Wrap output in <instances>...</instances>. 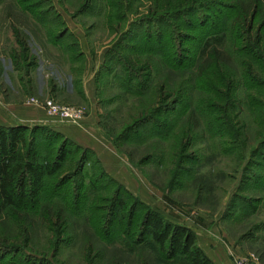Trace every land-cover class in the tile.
Instances as JSON below:
<instances>
[{
    "label": "rangeland",
    "instance_id": "rangeland-1",
    "mask_svg": "<svg viewBox=\"0 0 264 264\" xmlns=\"http://www.w3.org/2000/svg\"><path fill=\"white\" fill-rule=\"evenodd\" d=\"M115 1L89 0L87 12L78 16L86 0L29 3L39 5L35 11L73 20L87 37L88 52H100L96 73L95 67L87 74L93 85L86 96L84 59L76 55L79 41L68 31L54 47L28 16L24 0H0L2 110L10 114L7 105L24 109V79L36 76L39 89L49 83L59 92L31 99L87 109L104 144L97 155L60 134L48 135L50 142L37 157L50 161L59 146L67 154L46 180V201L21 212L20 225L18 218L0 221V242L14 252L0 264H169L144 233L146 212L194 233L199 227L208 233L213 224L223 226L233 214L237 222L254 214L264 219V72L256 73L252 59L255 44L264 45L260 16L255 11L239 15V6L244 10L249 0H180L176 13L163 0H126L131 12L120 22L114 19L116 10L106 18L105 5ZM258 1L264 11V0ZM208 36L224 42L220 64L232 76L237 104L228 111L221 107L227 90L213 80L196 82L194 76ZM72 44L74 49L67 50ZM132 77L130 88L125 80ZM138 80L143 87H135ZM239 110L241 140L219 138L223 128L217 121L210 126L211 120L235 117ZM50 120L53 124L46 126L64 125ZM109 152L111 161L102 157ZM176 263L192 264L182 256Z\"/></svg>",
    "mask_w": 264,
    "mask_h": 264
},
{
    "label": "trees",
    "instance_id": "trees-1",
    "mask_svg": "<svg viewBox=\"0 0 264 264\" xmlns=\"http://www.w3.org/2000/svg\"><path fill=\"white\" fill-rule=\"evenodd\" d=\"M88 1L89 0H86L85 4L81 6L76 15L87 12L90 7ZM29 3H32V0H24V4L27 7L26 12L30 11L32 13L28 16L41 25L47 37L49 36L47 39L49 43L57 47L68 32L60 14H50L46 10L35 11V6L39 5H31ZM163 3L165 7H167L168 4H172L174 13L178 12L180 9V0H163ZM247 5V8L244 10L242 9L243 6H239V15L245 17L243 14H249L251 11H255V13L260 16L263 31L261 41H264V11L262 9V4L258 0H249ZM105 8L107 9V19L111 16L110 12L116 10L118 15L114 16V19L120 22L125 21L126 15H129L131 12V4L126 2V0H116L115 3H107ZM105 8L103 12L106 11ZM168 11L172 13L170 9H168ZM112 17L113 16H111V18ZM147 36L150 38L149 34ZM148 37L146 42L149 41ZM68 46L67 50H72L75 47L73 44ZM223 46V39L212 38L211 36L205 39L202 49L197 56L194 76L196 82L209 84V80H213L216 81L217 87H223L227 90L226 95L221 99L224 101L221 107L223 111H228L230 106H237L235 99L236 87H234V82H232V76L227 73V69L224 68L226 67L225 64H220V60L223 59V52L221 51ZM255 46V54L252 56V59L255 61L256 73L261 74L264 72V69H260L257 63L264 64V45L260 47L258 43H256ZM76 55L80 56L79 52ZM142 55H144V52H141V56ZM122 60L124 66L129 64L128 57H124ZM253 66L254 64L252 66H247L249 71L253 69ZM219 69L222 70V72H219ZM133 80H135L133 77L129 80L127 78V80H125V85L133 88ZM135 87L140 88L143 87V85L139 82L138 86L136 85ZM232 96H234V98H232ZM238 113H240V110L235 114V117H223L222 115L223 118L216 117V120H211L209 123L210 126L217 121L223 128V131L218 135L219 138H224L227 141L241 140L240 137L243 134V130L242 127L240 128L238 126L240 125L239 122L238 124L236 122L238 121ZM26 135H29V138H26L28 137ZM48 135L58 136L59 133L46 125H33L30 126V128H28V126H17L13 128L0 127L1 222H9L13 218H18V220H20L17 221V224H19L22 221V216H20L21 212L25 211L29 213L30 209L37 207L39 201H46L45 197L42 196L46 180L59 169L63 158L67 154L65 147L59 146L57 151L52 152V159L50 161H47L46 157L38 158L37 153L40 151V147L50 142ZM166 200L169 199L166 198ZM169 202H171V200ZM111 214L113 213L110 212L108 217H110ZM54 216L55 218L57 217L55 214ZM143 218L144 233H149L154 244L158 246V251L166 254L165 261L167 263L177 264L176 262L180 259V256H182L191 261L192 264H212L195 244L196 237L192 230L187 228L182 229L180 225L171 224L164 220L160 214L154 213L153 211L146 212ZM131 221L132 220H130V222ZM111 226L106 228L107 231ZM130 228L131 226L129 224L126 228L127 230L122 232L126 233ZM107 231H103V233L106 236V232L108 238ZM108 241L110 240L108 239ZM1 249L3 250V252H1L3 256L0 261H4L7 254L14 253L12 250H6L4 242H0V250Z\"/></svg>",
    "mask_w": 264,
    "mask_h": 264
},
{
    "label": "crops",
    "instance_id": "crops-1",
    "mask_svg": "<svg viewBox=\"0 0 264 264\" xmlns=\"http://www.w3.org/2000/svg\"><path fill=\"white\" fill-rule=\"evenodd\" d=\"M60 16L65 25L66 22L69 23L68 28L70 29L66 27L69 31V35L75 37L79 41V54L81 57L83 56L84 59L83 67H81L83 71L81 85L82 91L87 96V90L90 91L93 85L91 79H89V77L87 79V74L93 71L97 66L96 64L100 62V52L92 54L88 52L86 35L79 32L76 25L73 26L72 19L71 22L70 20L67 21L62 14H60ZM77 16H73L72 18ZM94 64L96 65L95 67ZM97 67L95 68V73ZM26 78H30V76ZM24 83H26L24 84V109H18V107H14L13 105H7V110L10 114H6V112L2 110L6 108L0 103V127L13 128L17 127L18 123H24V126L53 124L43 110L30 103H25V101L33 98L31 96L36 97L40 94L45 96L54 95L59 92V86L51 87L49 83H46V89H39V82L36 76L29 79V81L24 79ZM90 111L92 112L93 109ZM92 119L93 117L91 114L90 116L87 115L85 121L79 126H67L64 124L58 127L52 126L51 128L75 145L84 150H91L98 155L99 152L102 153L104 150V144L101 143L102 141L100 142L99 133L91 127V124H93ZM105 156L108 161H111L112 154L110 152L102 157L104 158ZM257 215L258 214L247 215L244 219L237 222V220H235L237 218L235 214H233L231 215V222H225L223 226L221 224H213L208 229L210 230L208 233L203 229H199L200 227L197 229L195 228V243H197L196 245L198 248L212 264H237V262L242 259H250L255 263L264 262V219Z\"/></svg>",
    "mask_w": 264,
    "mask_h": 264
},
{
    "label": "built area",
    "instance_id": "built-area-1",
    "mask_svg": "<svg viewBox=\"0 0 264 264\" xmlns=\"http://www.w3.org/2000/svg\"><path fill=\"white\" fill-rule=\"evenodd\" d=\"M31 100V101H30ZM27 103L42 109L50 118L67 125L79 126L87 117V109L80 106H67L58 104L53 100L40 102L35 99H29ZM237 264H257L250 259H242Z\"/></svg>",
    "mask_w": 264,
    "mask_h": 264
}]
</instances>
